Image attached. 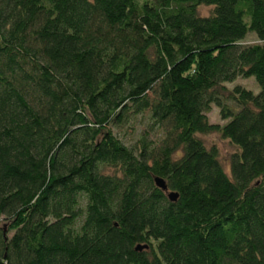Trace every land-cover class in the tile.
Returning <instances> with one entry per match:
<instances>
[{
    "label": "trees",
    "instance_id": "1",
    "mask_svg": "<svg viewBox=\"0 0 264 264\" xmlns=\"http://www.w3.org/2000/svg\"><path fill=\"white\" fill-rule=\"evenodd\" d=\"M0 264H264V0H0Z\"/></svg>",
    "mask_w": 264,
    "mask_h": 264
},
{
    "label": "rangeland",
    "instance_id": "2",
    "mask_svg": "<svg viewBox=\"0 0 264 264\" xmlns=\"http://www.w3.org/2000/svg\"><path fill=\"white\" fill-rule=\"evenodd\" d=\"M211 7L207 5H203L199 8V12L201 14H207L209 13ZM243 44H249V43H255L259 42V39L253 32H248L246 37L241 40ZM234 85H242L247 89H250L254 92H258V84L256 80L254 79L253 75L250 76H243L239 75L235 80L230 81L228 83H225V86L227 89L233 87ZM226 93V92H225ZM230 103H233L232 101H228ZM234 104V103H233ZM208 119L210 122L213 123H224L225 119H223L220 115L219 108L216 104H212V107L210 110H208L207 114ZM200 138L203 139L204 143L209 147L213 145L215 148H217L218 151V158L223 164L224 170L229 172V156L236 151L238 148L230 142V140L226 137H222L220 133L216 131H211L209 133H198Z\"/></svg>",
    "mask_w": 264,
    "mask_h": 264
},
{
    "label": "water",
    "instance_id": "3",
    "mask_svg": "<svg viewBox=\"0 0 264 264\" xmlns=\"http://www.w3.org/2000/svg\"><path fill=\"white\" fill-rule=\"evenodd\" d=\"M155 184L160 186L162 189L167 190L168 186L165 183L164 179L160 176H155ZM167 194L169 195L170 199L175 200L178 196V194L174 191H168ZM138 248H140V245H137Z\"/></svg>",
    "mask_w": 264,
    "mask_h": 264
}]
</instances>
